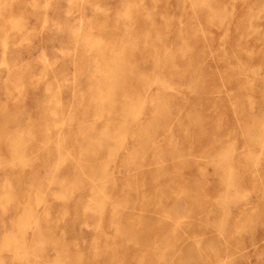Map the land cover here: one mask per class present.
Instances as JSON below:
<instances>
[{"label":"rangeland","instance_id":"obj_1","mask_svg":"<svg viewBox=\"0 0 264 264\" xmlns=\"http://www.w3.org/2000/svg\"><path fill=\"white\" fill-rule=\"evenodd\" d=\"M239 1L0 0V264H264Z\"/></svg>","mask_w":264,"mask_h":264},{"label":"bare ground","instance_id":"obj_2","mask_svg":"<svg viewBox=\"0 0 264 264\" xmlns=\"http://www.w3.org/2000/svg\"><path fill=\"white\" fill-rule=\"evenodd\" d=\"M239 1V0H238ZM248 1V0H247ZM86 2V1H85ZM221 2V1H220ZM240 2V1H239ZM222 3V2H221ZM83 4V3H82ZM84 5V4H83ZM223 5V4H222ZM229 5V4H228ZM225 7V6H224ZM253 10V9H252ZM248 11V10H247ZM241 14V13H240ZM245 14V13H244ZM241 16H242V14H241ZM253 16V15H252ZM256 19V18H255ZM254 19L252 18V21H253ZM25 22V21H24ZM23 22V23H24ZM26 23V22H25ZM262 23V22H261ZM262 28V27H261ZM165 34V33H164ZM166 35V34H165ZM202 43V42H201ZM203 44V43H202ZM195 47V46H194ZM170 49H172V48H170ZM165 50H166V48H165ZM174 50V49H173ZM182 51V50H181ZM179 53V52H178ZM10 56V55H9ZM11 60H13V59H11ZM19 60V59H18ZM206 62H207V60H206ZM18 63V62H17ZM24 70V69H23ZM20 73H21V71H20ZM26 74V73H25ZM28 75V74H27ZM38 82V81H37ZM35 85V84H34ZM45 87V86H44ZM37 122V121H36ZM31 127V126H30ZM30 127H29V129H30ZM30 132V131H29ZM129 234V233H128ZM129 236V235H128Z\"/></svg>","mask_w":264,"mask_h":264}]
</instances>
